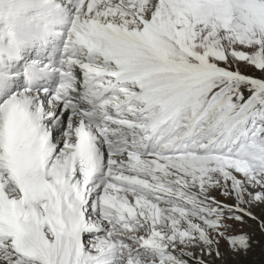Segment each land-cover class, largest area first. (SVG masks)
<instances>
[{"label": "snow or ice", "instance_id": "snow-or-ice-1", "mask_svg": "<svg viewBox=\"0 0 264 264\" xmlns=\"http://www.w3.org/2000/svg\"><path fill=\"white\" fill-rule=\"evenodd\" d=\"M254 207L264 0H0V264H207Z\"/></svg>", "mask_w": 264, "mask_h": 264}, {"label": "rangeland", "instance_id": "rangeland-1", "mask_svg": "<svg viewBox=\"0 0 264 264\" xmlns=\"http://www.w3.org/2000/svg\"><path fill=\"white\" fill-rule=\"evenodd\" d=\"M241 70L250 75L258 74L251 69L241 68ZM214 195H217L218 199H223L222 197H219L218 193H214ZM228 203H232V201H228ZM251 211L257 217V219L253 220L245 217V223L243 225L238 224L236 226L235 232L230 234L248 235L252 245L250 252H248L246 255L244 253L235 255L230 251V245L227 243V241L222 239L220 241L219 247L221 256L217 258L215 253L212 257L205 256L204 260L207 262V264H264V229L261 227V221H264V214H262L261 207H254L251 209Z\"/></svg>", "mask_w": 264, "mask_h": 264}, {"label": "bare ground", "instance_id": "bare-ground-1", "mask_svg": "<svg viewBox=\"0 0 264 264\" xmlns=\"http://www.w3.org/2000/svg\"><path fill=\"white\" fill-rule=\"evenodd\" d=\"M256 209V208H255Z\"/></svg>", "mask_w": 264, "mask_h": 264}]
</instances>
